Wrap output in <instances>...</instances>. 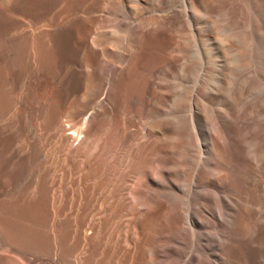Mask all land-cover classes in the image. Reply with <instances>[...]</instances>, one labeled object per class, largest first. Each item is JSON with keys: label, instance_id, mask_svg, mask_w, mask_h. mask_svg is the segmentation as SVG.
Segmentation results:
<instances>
[{"label": "bare ground", "instance_id": "obj_1", "mask_svg": "<svg viewBox=\"0 0 264 264\" xmlns=\"http://www.w3.org/2000/svg\"><path fill=\"white\" fill-rule=\"evenodd\" d=\"M22 2L0 9L1 202L61 166L83 264H264V0H43L40 65Z\"/></svg>", "mask_w": 264, "mask_h": 264}, {"label": "rangeland", "instance_id": "obj_2", "mask_svg": "<svg viewBox=\"0 0 264 264\" xmlns=\"http://www.w3.org/2000/svg\"><path fill=\"white\" fill-rule=\"evenodd\" d=\"M44 3L43 0H23V10H27L26 12H29L31 15H14V17L21 22V26L17 30H15L14 33L16 34V36L27 33L30 50L33 48L30 52L32 54H35V58L37 60L39 59V61H37L38 65H40V50L38 45L39 33L41 30L47 29V27L45 26L47 25L48 20L46 19L36 21L33 15L42 12V6ZM0 5V9H2L4 6L3 0H0ZM39 8L40 10H38ZM62 15L70 16V12H64ZM0 21L2 25V20ZM42 21H46V24L43 23L42 25H40ZM30 27L34 28L30 29ZM21 28L23 29L21 30ZM3 34L5 36L4 31L0 29V41L4 39ZM33 43L34 46H32ZM34 51L36 53H34ZM1 66L0 111H4L7 108L10 90L13 88V85H11L9 81L5 82V69L3 67V64ZM14 106L15 105L12 103L10 108H8V110L3 114L4 116L2 119L4 123H8L12 119V115L15 109ZM69 122V119H67V123ZM61 169L62 167L59 166V168L55 172L48 173V175L46 171L41 172L39 174V177H37L36 179L35 185H32L30 182V177H32V175L30 174V170L23 171L20 178L22 181L19 182L16 189L8 185L12 184L10 181L7 182V180H5V185H8V190L11 191V194H9L10 197H8L7 195V197L4 198L6 201L3 200V202H1L0 200V222L3 225L4 236L8 237L5 238V240H9V238L11 240H9V246L8 244L5 245V243L3 241L1 242L0 240V264H10L5 260V254L9 255L13 260L15 259L17 264L84 263L89 253L91 241L90 239H87V241L83 240L82 236H79V232L81 229L83 230V225L89 220V216H83V204L77 206V208L70 205L68 195L69 193L67 190V188L69 187V179ZM101 200L102 198H100L96 202V214L94 216L95 220L99 219L100 217L103 218L102 216L104 213V206L101 204ZM160 213L165 215L164 211H160ZM158 214L159 213L156 212V215L153 216L157 217L159 216ZM75 221H77L78 223ZM121 221L122 220H119L118 216H116L110 222L112 228L114 225V233H116L119 229L118 226L121 224ZM69 222L71 224H69ZM69 225H71V228H68ZM217 229L218 228H215V230ZM75 230H77V232ZM78 237V246L73 250L71 255H67L66 247L73 246ZM4 247L5 249L7 247V249L5 250ZM104 259L105 261L107 260V263L112 262L113 264H124L125 256L109 259V257L104 252L101 253L97 250V252L95 253L94 264H97L98 261ZM126 264H137V253L135 254V257L133 259H130V262L127 259Z\"/></svg>", "mask_w": 264, "mask_h": 264}]
</instances>
